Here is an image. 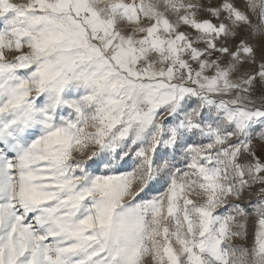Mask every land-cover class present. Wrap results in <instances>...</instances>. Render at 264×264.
Wrapping results in <instances>:
<instances>
[{
	"label": "snow or ice",
	"instance_id": "snow-or-ice-1",
	"mask_svg": "<svg viewBox=\"0 0 264 264\" xmlns=\"http://www.w3.org/2000/svg\"><path fill=\"white\" fill-rule=\"evenodd\" d=\"M0 264H264V0H0Z\"/></svg>",
	"mask_w": 264,
	"mask_h": 264
}]
</instances>
